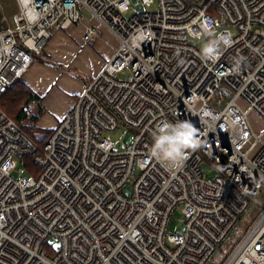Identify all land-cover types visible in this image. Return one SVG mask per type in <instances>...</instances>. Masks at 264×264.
<instances>
[{"label":"built area","instance_id":"obj_1","mask_svg":"<svg viewBox=\"0 0 264 264\" xmlns=\"http://www.w3.org/2000/svg\"><path fill=\"white\" fill-rule=\"evenodd\" d=\"M12 2L14 11L0 0V98L82 10L118 45L42 144L0 108V264H209L249 211L219 264H264V129L248 119L264 121V0H135L130 17L131 0ZM202 19L232 39L215 62L190 43ZM139 30L151 39L131 51ZM217 92L220 108L210 104ZM176 120L203 139L169 171L149 149L153 130ZM120 127L132 141L116 149ZM26 156L39 171H26ZM179 206L182 228L168 232Z\"/></svg>","mask_w":264,"mask_h":264},{"label":"crops","instance_id":"obj_2","mask_svg":"<svg viewBox=\"0 0 264 264\" xmlns=\"http://www.w3.org/2000/svg\"><path fill=\"white\" fill-rule=\"evenodd\" d=\"M78 29L83 30L82 34H80V38L73 40L71 36ZM86 29L79 22L66 32L64 30L54 32L52 39L41 53L47 55L51 60L56 59L62 62L60 63L61 66L46 64L33 59L31 65L23 73L24 75L22 74L23 80L42 98L45 110L41 120L38 122L40 128L50 130L67 113L75 99L101 70L105 61L110 58L118 45L116 38L103 27L94 37L96 39H94L95 44L92 46L87 45V40L84 41L82 38ZM102 31L105 33L104 35L110 36L109 45L99 41V36H103L101 35ZM94 49L98 51V53H94L96 60L93 66L95 70L91 71L88 76L77 69L78 67L84 69L79 57L83 50L94 52ZM57 50H59L58 53ZM63 64L66 66L69 64L70 70L68 71ZM76 70L81 71V73L75 72Z\"/></svg>","mask_w":264,"mask_h":264},{"label":"clouds","instance_id":"obj_3","mask_svg":"<svg viewBox=\"0 0 264 264\" xmlns=\"http://www.w3.org/2000/svg\"><path fill=\"white\" fill-rule=\"evenodd\" d=\"M24 2L25 0H21L22 5ZM27 7H31V0H27ZM27 7H22L25 19L29 23H36L39 19L38 14L33 9V14L27 15ZM191 31L194 38L205 41L201 55L206 61L215 62L221 46L226 48L232 44L230 34H216L206 19L200 21L198 30L191 29ZM150 39L151 36L144 30L135 32L129 40V50L135 51ZM202 139L200 130L190 120L162 122L152 132L150 157L166 166L169 171H176L183 166L189 152L198 150L202 146Z\"/></svg>","mask_w":264,"mask_h":264},{"label":"rangeland","instance_id":"obj_4","mask_svg":"<svg viewBox=\"0 0 264 264\" xmlns=\"http://www.w3.org/2000/svg\"><path fill=\"white\" fill-rule=\"evenodd\" d=\"M7 1V5L8 8L10 9V11H14L15 10V5H13L12 0H6ZM191 1H195V2H203L204 0H191ZM155 7V5L153 6V8ZM140 8L137 7L135 0H131V6L130 8L124 13L125 17H130L132 14H134L136 11H139ZM215 15H219L217 12H215ZM81 16L82 19L80 21V24L84 27H89L91 24L95 25V27L98 29V31L100 29H102V27L94 20L93 16L91 13H89L86 10H82L81 11ZM8 21L9 23H12V15L8 16ZM77 24V23H76ZM70 29V28H69ZM69 29L64 30L65 32L68 31ZM82 29H78L76 31H74V33L72 34L71 38L74 39H78L80 38V34H82ZM232 33H235L234 29H232ZM105 33L102 31L101 35L103 36H99V41H102L105 45H109L110 44V36L108 35H104ZM93 39V40H92ZM91 40H87V45H93L95 44V38L93 37ZM95 39V40H94ZM85 41V40H84ZM190 43L195 45L196 47L202 49V47L204 46L205 41L202 39H190ZM59 50H57L58 53ZM95 52L98 53V51H96V49H94V52H90V51H82L81 56L79 57L80 63L81 65L84 67H78V70H81L83 74L88 75L90 74L91 71H94V64H95ZM43 55V53H42ZM99 56H101L99 54ZM35 59V58H34ZM50 59V58H49ZM53 59V58H52ZM40 61L42 62L40 59H35V61ZM53 63L56 64V66H61L58 60H52ZM44 63V62H43ZM52 65H55L53 64ZM46 64H50V63H46ZM88 66H87V65ZM64 65V64H63ZM62 67H66L67 70L69 71V64L66 66L64 65ZM94 68V69H92ZM81 71H75L77 73H81ZM24 75V74H23ZM127 74H121L120 77H127ZM77 77V76H76ZM23 80V76L20 78ZM24 81V80H23ZM25 82V81H24ZM221 96L220 92H217L216 95L214 96V98L211 101V105L215 106V107H221L224 103H225V99L227 97H224L223 100L219 103V105L217 104L218 102V98ZM238 103L240 104V106H242L243 108H246L245 105L242 103L241 100L238 101ZM43 104V103H42ZM45 110V108H44ZM44 114V112H43ZM43 114L40 116V118L37 121V126H38V122L41 120V117L43 116ZM248 119H249V123L252 126L253 130L256 132H260L262 131V129H264V121L261 120L260 116L257 115L255 112H249L248 114ZM39 127V126H38ZM40 128V127H39ZM48 129L46 128H40L39 130L36 131V134L39 136H43ZM111 138L115 141L116 143V149H119L121 147V145L125 144V143H130L132 141V133L129 132L128 130H126L123 127L118 128L116 131L111 133ZM210 174H213V172H211ZM17 176V174L15 175ZM256 216V212H247L245 213L241 219L239 220V222L236 224V226L234 227L230 237L218 247V250L214 256V259L209 263V264H219L224 256L226 255V253L239 241V239L243 236V234L245 233L246 229L248 228L249 224L253 221V219ZM181 213H180V206L174 211V213L171 216L169 225H168V232L171 233H178L180 232L181 228H182V222H181ZM49 243H51V240L49 241ZM47 250L49 253H52L51 247H49L48 245L46 246Z\"/></svg>","mask_w":264,"mask_h":264},{"label":"trees","instance_id":"obj_5","mask_svg":"<svg viewBox=\"0 0 264 264\" xmlns=\"http://www.w3.org/2000/svg\"><path fill=\"white\" fill-rule=\"evenodd\" d=\"M41 54H34L33 57L44 63H53L47 55ZM0 108L37 143L42 144L49 135L50 130H46L47 132L43 136L36 134V131L40 129L37 126V121L44 112L42 98L22 79H18L4 92L0 98ZM24 159L27 172L39 171L38 167L32 163L30 156H26Z\"/></svg>","mask_w":264,"mask_h":264},{"label":"water","instance_id":"obj_6","mask_svg":"<svg viewBox=\"0 0 264 264\" xmlns=\"http://www.w3.org/2000/svg\"><path fill=\"white\" fill-rule=\"evenodd\" d=\"M1 16H2V14H1V11H0V26L2 25L3 27H5L6 25H5V22L4 21H1Z\"/></svg>","mask_w":264,"mask_h":264},{"label":"bare ground","instance_id":"obj_7","mask_svg":"<svg viewBox=\"0 0 264 264\" xmlns=\"http://www.w3.org/2000/svg\"><path fill=\"white\" fill-rule=\"evenodd\" d=\"M30 65H31V64H30ZM30 65H29V66H30ZM29 66H28V67H29ZM28 67H27V68H28ZM27 68L24 70V72L27 70ZM24 72H23V73H24ZM21 76H22V75H21Z\"/></svg>","mask_w":264,"mask_h":264}]
</instances>
